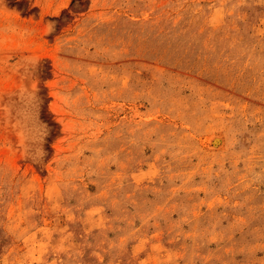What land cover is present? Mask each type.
Masks as SVG:
<instances>
[{
  "label": "rangeland",
  "instance_id": "obj_1",
  "mask_svg": "<svg viewBox=\"0 0 264 264\" xmlns=\"http://www.w3.org/2000/svg\"><path fill=\"white\" fill-rule=\"evenodd\" d=\"M0 264H264V0H0Z\"/></svg>",
  "mask_w": 264,
  "mask_h": 264
},
{
  "label": "bare ground",
  "instance_id": "obj_2",
  "mask_svg": "<svg viewBox=\"0 0 264 264\" xmlns=\"http://www.w3.org/2000/svg\"><path fill=\"white\" fill-rule=\"evenodd\" d=\"M211 143H213V144H220L221 142H222V139H221V137L220 136H212L211 137Z\"/></svg>",
  "mask_w": 264,
  "mask_h": 264
}]
</instances>
